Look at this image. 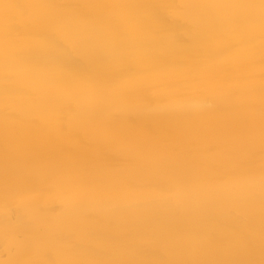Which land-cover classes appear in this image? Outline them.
<instances>
[{"label": "bare ground", "instance_id": "obj_1", "mask_svg": "<svg viewBox=\"0 0 264 264\" xmlns=\"http://www.w3.org/2000/svg\"><path fill=\"white\" fill-rule=\"evenodd\" d=\"M0 264H264V0H0Z\"/></svg>", "mask_w": 264, "mask_h": 264}]
</instances>
